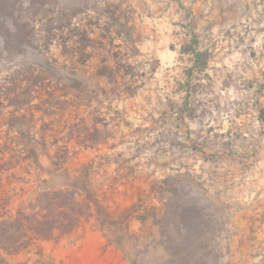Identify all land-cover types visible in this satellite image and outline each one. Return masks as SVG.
Masks as SVG:
<instances>
[{
  "label": "rangeland",
  "instance_id": "obj_1",
  "mask_svg": "<svg viewBox=\"0 0 264 264\" xmlns=\"http://www.w3.org/2000/svg\"><path fill=\"white\" fill-rule=\"evenodd\" d=\"M261 84L264 0H0V264H264Z\"/></svg>",
  "mask_w": 264,
  "mask_h": 264
},
{
  "label": "trees",
  "instance_id": "obj_2",
  "mask_svg": "<svg viewBox=\"0 0 264 264\" xmlns=\"http://www.w3.org/2000/svg\"><path fill=\"white\" fill-rule=\"evenodd\" d=\"M192 32V31H191ZM191 37L190 39L182 44L179 49V55L181 57L186 56L188 57V62L190 63V67L186 69V78L187 81L184 83L183 86V92H184V97H183V103H182V110H189V105H190V99L192 96V92L196 90V87H201V85H195L191 87L189 84V81L193 78V74L196 73L200 77H205L204 73L206 72L208 68V64L212 58V54L209 50L204 49L200 50L198 48V41L196 38V35L194 33H190ZM188 85V87H187ZM188 88V89H187ZM260 89L264 90V85H260ZM261 92V93H260ZM258 94L261 97L263 92L260 91ZM258 120L262 123L264 122V109L261 108L258 111ZM48 213L46 214V223H49V218L52 215V211L50 208L47 209Z\"/></svg>",
  "mask_w": 264,
  "mask_h": 264
},
{
  "label": "crops",
  "instance_id": "obj_3",
  "mask_svg": "<svg viewBox=\"0 0 264 264\" xmlns=\"http://www.w3.org/2000/svg\"><path fill=\"white\" fill-rule=\"evenodd\" d=\"M193 15V14H192Z\"/></svg>",
  "mask_w": 264,
  "mask_h": 264
}]
</instances>
